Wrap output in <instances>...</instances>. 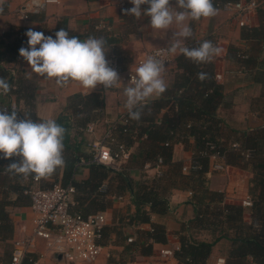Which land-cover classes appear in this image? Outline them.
<instances>
[{"label":"crops","instance_id":"0c3cea01","mask_svg":"<svg viewBox=\"0 0 264 264\" xmlns=\"http://www.w3.org/2000/svg\"><path fill=\"white\" fill-rule=\"evenodd\" d=\"M26 1L5 0L4 11L0 13V36L11 30L27 31L31 28L54 38V33L60 30L58 24L62 20L65 22L63 28L70 35L80 37L90 24L95 23L96 26L102 25L117 37L120 48L128 52V59H131V62L127 69L132 68L147 50L168 45L173 32L179 30L175 24L164 31L153 29L148 22V17L144 15L139 18L134 16L131 22H126L121 16V9L129 0H61L60 4L49 5L43 13L32 14L29 19L24 20L19 17L17 9ZM172 5L175 6L173 3ZM259 10H264V0H260L258 8L248 15L246 25L240 27L235 17L222 9H217L215 16L191 22L193 36L185 41V45L192 41L209 40L220 50L210 61L213 65V80L215 81L214 78L218 77L219 83H216L220 86L215 110V115L220 120L218 140L226 144L254 142L259 148H264V40L246 41L241 38L243 28L259 25L257 16ZM107 54L109 53L106 51L105 55ZM239 54H246L248 59L241 58ZM175 59L163 72L167 89H172L182 72L176 65ZM5 66L10 71L19 73L25 82L30 84L34 89V96L29 107L22 99L17 100L15 96L0 95V109L7 107L9 114L15 109L18 119L25 118L30 111L37 118L36 121L49 118L56 121L60 114L65 116L61 124L64 128L66 127L65 135H76L73 143L75 148L69 152L64 149L63 156L67 155L70 159H75L74 181L81 183L88 180L91 171L89 165H84L82 161L90 158V144L101 138L108 127L118 121L122 111L121 106L126 98L119 92L103 88L101 85L95 89H88L78 82L70 81L65 86H58L55 79H47L36 73H32L28 78L26 73L31 70L22 57L11 60ZM91 94L100 95L102 107L94 111L91 120L83 126L80 125L79 118L74 117L69 111V100L74 95L89 96ZM160 96L154 95L151 99H157ZM167 110L164 108L160 111L155 118L156 123L161 122ZM77 124L82 128L75 131L72 126ZM88 125H94L93 133L86 132ZM140 143L136 142L131 146L132 156L123 165V169L133 181L145 178L150 184L156 176V169L143 167L145 164L142 163L143 160L136 157L138 147L142 145ZM193 145V138L188 139L187 145L175 143L172 147V163L189 166ZM63 170L64 166L58 167L51 175L41 178L38 182H31L30 185L43 188L41 187L43 184L50 185L53 182L62 184ZM163 170H166V167ZM111 176L112 174L109 173L102 184L110 183ZM252 177L251 172L228 165L223 172L207 171L205 186L208 190L223 195L221 206L225 204L241 206L242 200L250 198L248 190ZM109 190L111 193L105 201L107 205L100 210L106 216V226H114L116 230L121 231L122 235L133 236L135 230H151L150 223H143L137 227L122 226L135 211L130 193L126 190L118 191L117 183L110 184ZM164 195L167 199L168 211L165 214L150 213V222L164 227L167 242L154 243L150 256L136 255L131 261L123 251V240L112 234L96 264H178L173 252L179 247L180 234L188 235L190 240L213 243L205 264H239L240 259L232 256L234 246L231 242L235 234L239 235V232L229 229L226 225L193 226L197 209L192 203L189 188L169 187ZM119 196L122 197L121 200L117 199ZM14 197L11 195L12 200ZM77 209L83 211L82 208ZM146 210H149L147 206ZM8 211L13 232L7 243L0 241V261L2 262H7L9 259L13 242L30 234L33 227L34 213L29 206L10 207ZM242 218L246 224L251 223L250 207H243ZM162 251H169L171 254L163 255ZM29 256L35 258L37 264H63L56 255L53 256L47 251L43 240H37ZM252 263L250 257H246L243 261V264Z\"/></svg>","mask_w":264,"mask_h":264},{"label":"trees","instance_id":"16d2710c","mask_svg":"<svg viewBox=\"0 0 264 264\" xmlns=\"http://www.w3.org/2000/svg\"><path fill=\"white\" fill-rule=\"evenodd\" d=\"M227 1L236 0H213V4L216 9H221ZM171 3L175 5V0H171ZM132 6L128 2L121 9V16L126 22H131L134 16L126 15L124 10ZM146 7V5H141L142 10ZM31 15L28 16V19ZM257 16L259 25L253 28H243L242 39L246 41L264 40V10L257 11ZM64 25L65 22L61 20L58 27L60 26L61 29ZM25 32L11 30L0 36V77L5 78L11 85V91L6 96H15L17 100L22 99L30 107L34 89L25 82L19 73H11L5 66L11 60L20 57L19 49L21 47H28V38ZM88 36L103 37L107 41L105 47L109 53L105 57L114 55L118 60L119 69L121 71L127 69L131 59H128V52L120 48L117 37L113 36L106 28H96L95 23L90 24L79 38ZM198 44L199 42L192 41L188 42L186 46L196 47ZM244 55L246 57L244 59H248V56ZM175 61L182 72L177 77L172 89H166L157 99L146 101L143 105L141 119H131L126 125L118 123L115 131L118 141L127 148L131 149L134 143L141 142L142 145L138 147L136 157L143 160L142 163H145L143 167L145 165L154 167L157 160L161 159V176L154 177L153 182L148 184V180L145 178L133 181L124 169L115 171L101 165H89L91 173L88 180L81 183L73 180L76 189L74 209L82 208L84 215L101 212L100 210H103L107 205L105 201L111 193L109 186L112 183H117L118 191H128L135 211L122 226L137 227L143 223H150L151 230H135L134 236L122 235L121 231L116 230L114 226L105 225L98 241L102 246H106L108 245L107 240L112 234L119 236L124 243L125 255L132 261L136 255L150 256L154 243L164 244L167 242L164 227L150 222V213L165 214L168 211L167 199L164 195L167 189L169 187L189 188L192 194V203L197 209L193 226L226 225L229 229L236 230L239 235L235 234L231 240L234 246L232 249L233 258H239V264H243L246 257L252 258V264H264V148H259L254 142L239 143L242 147L254 151L251 159L244 160L231 149L230 145L233 142L226 144L218 140L220 120L216 117L215 110L220 86L213 80L212 63L196 64L181 53ZM200 72L206 73L207 78L200 80L197 75ZM101 107L102 100L99 94L74 95L69 100L68 109L74 117L79 118L80 125L84 126L91 120L92 113ZM164 108L168 110L163 115L161 122L156 123V116ZM28 116L34 121L37 120L30 111H28ZM64 117L60 114L56 119L57 124L61 125L65 120ZM72 127L75 131L82 128L78 124ZM75 135H65L63 143L66 152L75 148L73 145ZM189 138L194 139L192 161L199 167L186 174L182 171V165H175L171 159L173 145L175 143L187 145ZM210 144H213L221 154H224L227 165L239 167L253 174L248 190L252 202L250 224L243 221L242 206L228 204L221 206L223 195L206 188L205 174L208 170L209 157L202 153L209 151ZM15 159V157L0 158V241L4 243H7L12 237L13 232L8 209L16 206H30V198L24 192L31 187L32 178L24 179L7 170V165ZM64 160L63 185L67 184L75 175V159H70L66 155ZM164 167L166 170H163ZM109 173L112 174L110 183H106L105 191H100L102 181L107 179ZM54 183L43 184L41 187L47 189ZM11 195L15 196L13 200ZM146 206L149 210H146ZM128 238H132L131 243L127 242ZM178 241L179 247L173 252L178 264H205L213 243L190 240L186 234H180Z\"/></svg>","mask_w":264,"mask_h":264},{"label":"clouds","instance_id":"9594fccd","mask_svg":"<svg viewBox=\"0 0 264 264\" xmlns=\"http://www.w3.org/2000/svg\"><path fill=\"white\" fill-rule=\"evenodd\" d=\"M129 2L133 6L125 9V14L137 18L141 15L148 17L153 29L164 31L172 28L173 24L178 26L179 30L173 32L167 51L179 50L196 64L208 63L219 53L220 50L209 40L199 42L196 47L185 45V41L193 36L192 21L216 15L213 0H175V6L171 0ZM4 4L5 0H0V13L4 11ZM141 5L147 7L142 10ZM25 35L28 47H21L19 56L31 70L26 73L28 78L36 73L47 79H55L58 86L75 81L88 89H95L98 85L112 88L121 82L118 72L108 66L105 58L107 41L103 37L88 36L81 40L64 28L56 31L54 38L31 28ZM164 69V63L154 56H147L135 68L131 83L123 90L130 119H141L144 102L166 91ZM197 75L200 80L207 78L203 72ZM10 91V83L0 77V95H7ZM65 131L54 119L34 121L27 115L18 119L15 109L10 114L6 108L0 109V158H16L7 165V170L13 175L24 179L45 178L65 164Z\"/></svg>","mask_w":264,"mask_h":264},{"label":"built area","instance_id":"2783aa9c","mask_svg":"<svg viewBox=\"0 0 264 264\" xmlns=\"http://www.w3.org/2000/svg\"><path fill=\"white\" fill-rule=\"evenodd\" d=\"M60 3L61 0H27L22 6L18 7L17 13L21 19L27 20L30 14H41L49 5H58ZM259 3L260 0L227 1L222 5L221 9L235 17L238 25L242 27L246 25L245 22L248 15L258 8ZM96 28L100 29L103 26L97 25ZM167 47L168 45L147 50L132 68L124 71L119 69L118 60L114 55L105 57L108 61V66L118 72L121 80L115 87L107 89L115 90L121 96H124L123 90L131 83L130 79L135 74V68L147 56H154L161 60L165 68L170 66L180 52L179 50L176 52L167 51ZM239 56L245 58L243 54ZM11 73L13 72L11 71ZM214 79L215 82L219 83L218 77ZM150 99L151 97L148 100ZM121 107L122 111L118 121L108 127L101 138L94 140L90 144L91 155L89 160L82 161L84 165H101L115 171L123 170V165L130 159L131 149L118 141L115 131L118 123L126 125L131 119L128 116L125 102ZM4 108L9 111L7 107L2 109ZM94 130V125L86 127V132L88 133H93ZM230 147L244 160H249L254 155L253 150L242 147L238 142L231 143ZM202 155L209 157L208 172H223L228 167L224 154H221L213 144H210L209 151L203 152ZM161 163L162 160L158 159L154 166L156 169L155 177L161 176ZM145 166L149 167V165ZM198 167L191 159L189 166H182V171L187 174L198 169ZM31 182H38V180L32 178ZM99 190L105 191L106 184H102ZM24 193L29 196V207L34 213L31 233L14 241L9 260L7 262L0 261V264H37V260L29 256L37 240H43L47 251L53 256L59 255L63 264L97 263L105 248L98 240L103 227L106 225V216L103 212L84 215L74 209L76 206L74 200L76 189L73 185V177L65 185L54 183L47 189L36 188L31 185ZM117 199L121 200L122 197L119 196ZM241 206L251 207V199L248 197L242 200ZM127 242L131 243L132 238H128ZM161 253L163 255L171 254L169 251H162Z\"/></svg>","mask_w":264,"mask_h":264},{"label":"water","instance_id":"95a60500","mask_svg":"<svg viewBox=\"0 0 264 264\" xmlns=\"http://www.w3.org/2000/svg\"><path fill=\"white\" fill-rule=\"evenodd\" d=\"M56 258L59 260L60 259V256L59 255H56Z\"/></svg>","mask_w":264,"mask_h":264},{"label":"rangeland","instance_id":"374dc122","mask_svg":"<svg viewBox=\"0 0 264 264\" xmlns=\"http://www.w3.org/2000/svg\"><path fill=\"white\" fill-rule=\"evenodd\" d=\"M117 254H118V253H117ZM117 254H116V255H117ZM129 258H130V257H129ZM125 259H127V257H126Z\"/></svg>","mask_w":264,"mask_h":264}]
</instances>
